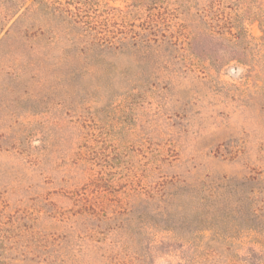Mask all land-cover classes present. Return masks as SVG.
I'll return each mask as SVG.
<instances>
[{
	"label": "rangeland",
	"instance_id": "374dc122",
	"mask_svg": "<svg viewBox=\"0 0 264 264\" xmlns=\"http://www.w3.org/2000/svg\"><path fill=\"white\" fill-rule=\"evenodd\" d=\"M92 2L91 15L111 30L147 27L158 39H183L187 21L174 0L154 10L129 0ZM249 30L260 34L256 25ZM203 61L197 72L181 63L157 76L135 66L141 86L134 98L82 110L91 120L87 137L63 108L42 113L39 92L24 93L26 78L0 76V264H264V209L249 212L248 225L234 233L223 224L220 234L202 227L173 234L150 230L148 223L161 219L137 207L138 196L163 178L195 186L253 177L255 199L264 201V99L255 92L257 80L244 66ZM77 152L88 162L74 164ZM125 208L135 209L130 216L146 213V230L127 221Z\"/></svg>",
	"mask_w": 264,
	"mask_h": 264
},
{
	"label": "trees",
	"instance_id": "16d2710c",
	"mask_svg": "<svg viewBox=\"0 0 264 264\" xmlns=\"http://www.w3.org/2000/svg\"><path fill=\"white\" fill-rule=\"evenodd\" d=\"M92 1L0 0V76L12 82L26 78L24 93L37 96L39 92L41 112L63 108L74 118V127L83 131L81 137H87L91 121L82 110L91 102L113 107L116 100L136 96L141 84L133 74L135 66L152 68L156 76L181 63L186 71L197 72L205 59L213 68L244 66L257 80L256 94L264 99V0H174L178 2L174 11L187 21L181 28L182 40L170 35L158 39L147 27L111 30L91 15ZM129 1L141 8L148 3L154 10L162 0ZM251 25H256L258 36L250 33ZM145 83L148 88L152 84ZM12 87L7 85L5 90L13 92ZM85 155L74 153L73 163H87ZM163 179L151 192L138 196L137 207H146L161 219L148 223L150 230L159 226L174 234L202 227L220 234V226L226 224L227 231L234 233L248 225L249 212L257 216L264 209V201L255 199L258 188L251 184L253 177L241 182L210 179L195 186L179 178ZM81 208L90 211L86 204ZM134 210L125 208L122 214L146 230L142 222L146 213L130 216Z\"/></svg>",
	"mask_w": 264,
	"mask_h": 264
}]
</instances>
